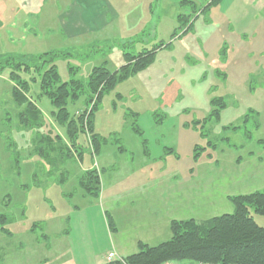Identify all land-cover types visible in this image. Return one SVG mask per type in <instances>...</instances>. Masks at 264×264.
Segmentation results:
<instances>
[{"label":"rangeland","instance_id":"374dc122","mask_svg":"<svg viewBox=\"0 0 264 264\" xmlns=\"http://www.w3.org/2000/svg\"><path fill=\"white\" fill-rule=\"evenodd\" d=\"M35 1L25 0L26 10L32 12L26 14L24 28L18 25L19 11L16 16L12 9L0 16V213L9 218L8 233L0 232V264H38L47 256L46 240L40 238L47 230L48 243L68 247L80 260L91 251L100 257L111 246V234L101 226L109 214L110 221L116 217L125 228L127 217L139 220L142 228L135 234L152 241L151 226L166 217L162 202L167 196L171 217L181 213L182 220H203L232 212L228 196L264 190V0H221L195 14L190 5H179L181 0H123L129 7L118 5L119 0H76L68 37L59 30L68 22L59 16L69 15L65 10L72 0H37L34 9ZM187 12L191 26L182 34L185 27L179 26L177 15ZM7 17L14 20L16 30L7 27L6 21L11 22ZM105 18L112 19L109 26L93 31L103 28ZM169 42L144 70L97 101L90 116L100 138L95 152L87 134H80L81 159L79 153L77 160L61 159L60 145L65 155L71 146L65 127L55 122L57 108L38 87L39 76L34 83L32 76L24 78L31 86L26 97L39 109L42 125L38 129L19 125L7 56L54 52L60 79L73 77L71 66L85 86L94 67L115 71L121 66L124 50L138 53ZM61 51L68 54L62 56ZM83 89L68 105L74 117L92 105L85 103L90 91ZM213 98H222L226 106L218 120L204 122ZM135 120L141 135L132 129ZM40 135L62 140L51 141L55 150L46 142L41 146L47 159L42 151L37 153ZM89 168L99 173L98 197L86 195L77 183ZM163 182L169 185L167 190L162 189ZM146 183L151 185L145 187ZM146 194L142 201L140 196ZM114 195L119 202L105 213L102 205L108 206ZM127 195L134 201L123 207L121 198ZM250 213L264 226L263 215L253 208ZM33 223L39 226L31 232ZM62 229H67V236Z\"/></svg>","mask_w":264,"mask_h":264},{"label":"trees","instance_id":"16d2710c","mask_svg":"<svg viewBox=\"0 0 264 264\" xmlns=\"http://www.w3.org/2000/svg\"><path fill=\"white\" fill-rule=\"evenodd\" d=\"M204 1V3L202 0L199 2L203 4H197L195 1L181 0L179 5H190V12L195 14L219 4L221 0ZM190 12L177 15L179 26L181 28L185 27L182 34H185L191 26ZM176 35V32L172 33V36L175 37ZM168 46H170V42L159 43L151 49H143L138 53L124 50L121 66L115 71H109L103 66L94 67L85 86L79 79L75 78L78 70L71 66H68V70L73 77L67 81L60 79L56 65L53 63L54 57L57 56H52L54 52L51 55L46 54L27 58L16 55L7 56L9 79L15 82L11 91L12 99L16 107L20 108L16 114L19 125L23 128L33 127L35 129L42 125L39 109L26 97L25 93L29 92L31 86L30 81L24 78L25 75H30L33 77L31 83H34V78L39 76L38 87L44 94L49 96L52 105L57 108L55 122L65 127V134L71 146V150H68L69 152L67 151L65 155L63 154L65 147L60 145L61 154L59 155L61 159L64 157L65 159L68 157L76 159L78 153L80 154L78 158L81 159L82 146L78 142L80 134H87V141H90L95 152L100 145V138L93 131L90 116L97 101L103 93L112 91L119 83L144 70L154 61L157 50ZM65 53L68 54L67 51L60 52V54H63L62 56L66 55ZM85 87L90 91L89 96L84 99L86 100L85 103L91 102L92 105L89 110L85 108L74 117L69 112L68 105L71 101L79 99V94L84 93L83 88ZM118 96L117 94L116 97ZM210 104L213 109L203 119L204 122L210 119L218 120L220 110L226 106L222 98H213L210 100ZM22 106L24 107L22 108ZM134 117H137L136 113H134ZM197 123L200 122L197 121ZM231 128L235 130L238 126ZM132 129L137 134H142L136 125V120ZM55 139L62 143L58 136L51 138L49 135H40L37 153L42 151L47 159L49 155L41 146L46 142L50 150H55L54 146H51V141L53 142ZM64 174L62 177H64ZM99 179L98 171L89 168L84 170L83 174L78 177L77 183L86 195L98 197L100 192ZM62 180H65V178H61L59 181ZM227 198L233 204L234 209L232 212L203 220H195L194 218L171 220L168 239L155 245L138 241L137 251L126 255L122 258V261L116 259L102 264H164L166 262L183 261L205 264H264V226H259L250 213V208H253L256 213L264 216V190L228 196ZM109 219V217H106L108 226L112 228V221ZM8 221V216L0 213V232L8 233L6 228ZM38 226L33 223L30 231L34 232ZM40 233V237L41 235L45 236L43 232Z\"/></svg>","mask_w":264,"mask_h":264},{"label":"crops","instance_id":"0c3cea01","mask_svg":"<svg viewBox=\"0 0 264 264\" xmlns=\"http://www.w3.org/2000/svg\"><path fill=\"white\" fill-rule=\"evenodd\" d=\"M36 2H37V0L34 3V9L36 8V5H35ZM71 2H72V4L68 5L67 9L65 10L69 13V15H67V17H65V19H64V17L59 16V19L61 21L68 22L67 27H64L61 24V26L59 28V30L62 33H64L67 37L69 36L71 29L74 25V23H72V22H74V18H73V14H72L74 6H72V5L77 3L76 0H72ZM117 3L120 6H127V7L130 6L127 1H123V0H119V1H117ZM130 4H131V2H130ZM26 7L27 6L25 3V0H0V16H2V15L4 16V14H6V13L9 14V12H11V9H12L13 14L16 16L18 11H19L21 14L19 15V18L17 19V20H19L18 25H19L20 29H21V27L24 28L23 24L25 25V16H26V14H30L32 12V11H28L30 9L26 10L27 9ZM118 14H119V12L117 11V15ZM21 15L23 16L22 18H21ZM7 19H9L11 21L10 18L7 17ZM128 19L129 18L126 17L124 19V21L126 22ZM122 20H123V17L120 20L121 24H122ZM111 21H112V19L110 20V22ZM6 22H8L7 27H10V26L15 27L14 20L11 22H9V21H6ZM21 22H22V26H21ZM110 22L107 20V18H105L104 22H103V28L94 29L93 31L98 32V31H102L103 29H106L109 26ZM130 22L132 23V20ZM14 30H16V27ZM3 37H5V35H3ZM8 37H9L8 39H11L9 34H8ZM163 183L165 185L162 186V189L167 190L169 188V185L165 182H163ZM149 185H151V184L146 183L145 187L149 186ZM152 189H153V187L146 189V191L149 193L150 191H152ZM163 195L164 194H162L161 196H163ZM148 196H149L148 194L142 195V196H140V199L142 201H144L145 199L148 198ZM134 199H137V198H134ZM168 199H169V197L167 196L166 201L162 202V208L165 209V212L167 213L166 217L163 218L162 222H161V218H160L157 224H154L153 226H151L152 230L155 231V234H150V237L153 239L152 241H144L143 239H139V237H138L139 235L137 236L135 234V232L138 234V231L142 228V224L140 223L139 220H137V221L134 220V222H131L129 220V218L127 217V219H126L127 220V227L125 228L119 224V221H118L119 219H117L116 217H113L112 218L113 220H111L112 221V228H111L108 226L106 217L104 216L105 224H101V226L102 225L106 226L107 231L109 232V234H111V246L105 252V254L98 257L96 254H94L93 251H91V252H88L84 256L83 259L81 257V260H80V258H77L76 254L74 252L70 251L68 249V247L66 249L62 245L55 246L54 244L48 243L47 241L51 238L50 237L51 235H50V232L47 230V231L43 232V234L45 236L43 237L41 235V237H40L43 240H46V243H44V245H43V247H44L43 251L45 252V254H47V256H42L38 260V264H79L78 262H80V264H102L105 262V260H106L105 257H106L108 252L115 251L119 255L121 254L120 256H126V255L133 253V252H136L138 241L149 244V245H155L161 241V240H159L160 238L170 236L169 224H170L171 220H182L181 219V213L179 214L180 217H171L169 215V213L166 210L167 204H168V202H167ZM133 201L134 200H133L132 196L127 195V196H124V198H121V202H122L123 207L129 205V203H131ZM118 202H119V200L117 199L116 195H114V198L113 197L111 198V203L108 205L109 208H108V206L102 205L104 212L110 213L111 211L109 209H111V207L114 208L118 204ZM155 210H157V209H155ZM154 215H157V212H155ZM109 218H111L110 214H109ZM190 218H193V217H190ZM111 230L113 231L112 233H111ZM61 232H62V234L64 233L63 235H65V236L68 235L66 233L67 229H62ZM124 239H126V241L121 242V240H124ZM155 240H157V241H155ZM152 242H157V243H152ZM47 244H49V245L47 246ZM119 247L122 250L121 252L117 251V250H120Z\"/></svg>","mask_w":264,"mask_h":264},{"label":"built area","instance_id":"2783aa9c","mask_svg":"<svg viewBox=\"0 0 264 264\" xmlns=\"http://www.w3.org/2000/svg\"><path fill=\"white\" fill-rule=\"evenodd\" d=\"M106 261H111V260H115L118 257L115 255V253L113 251L108 252L106 255ZM164 264H205L202 262H189V261H183V262H166Z\"/></svg>","mask_w":264,"mask_h":264}]
</instances>
